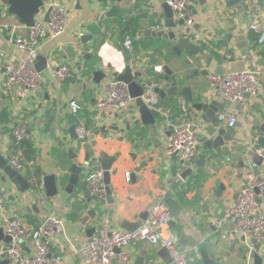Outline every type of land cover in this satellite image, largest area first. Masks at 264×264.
Masks as SVG:
<instances>
[{"label":"crops","instance_id":"crops-1","mask_svg":"<svg viewBox=\"0 0 264 264\" xmlns=\"http://www.w3.org/2000/svg\"><path fill=\"white\" fill-rule=\"evenodd\" d=\"M55 1L67 5V25L56 37L48 30L44 32L39 54L47 56L52 67L67 63L73 74L60 83L46 77L41 88L17 97L5 92L2 81L9 60L23 57L25 52L13 45L5 25H18V32H24L25 28L21 27L23 23L16 15L8 13V6L0 0V113L6 108L8 114L7 121L0 119V153L10 156L11 126L19 120L24 121L30 130L28 138L33 142L36 165L21 173L38 185L24 193L15 186L7 192V196L16 198V202H10V211L2 214L0 219H7L21 210L19 216L34 229L50 213L61 216L66 228L51 238V253L61 258L60 264H83L77 249L91 236L88 228L95 226L96 229L101 219L108 216L113 226L124 230L125 220L137 221L151 206L167 204L165 196L169 193L178 206L172 211L169 228L179 245L187 250L193 264H254L251 250L262 256L264 264V237L256 238L257 246L251 236L237 233L233 219L226 215L227 207L243 184L246 164L249 160L254 161L256 153L248 151L249 145L263 144L259 143V125L264 122V43L258 44L256 39L264 28V15L256 16L261 28L253 29L252 23L245 24L238 18V13L249 7H228L223 0H206L204 4L203 0H195L189 14L198 27L199 37L192 39L201 42L198 52L190 57L193 62L189 66L185 65L187 54H175L168 39L146 33L148 28L169 30L165 26L164 0ZM249 1L254 4L257 0ZM127 14L133 18L132 31L127 34L134 41L132 50L124 46L127 35L123 39L119 35V20ZM81 34L92 38L81 43ZM212 49L219 56L213 55ZM107 64H111V68H107ZM126 64L143 72L140 81L155 78L165 65L177 76H184L189 69L197 67L205 73L185 81V85L193 90V101L177 93L171 95L170 89L165 88V105L156 93L161 108L156 115L162 124L159 135L151 137L148 126L140 121L134 99L127 108L111 115L99 114L96 109L95 96L100 82L114 78L111 72L123 70ZM158 65L161 69L156 71ZM242 68L258 73L260 91L236 108L238 122L234 128L220 124L232 131L233 140L227 141L219 151L206 149L202 138L211 123L191 104L211 99L223 101L215 93L208 76ZM98 69L108 76L96 83L93 77ZM46 94H49L47 98ZM73 99L81 105L78 118L90 129L86 144L64 126V121L75 123L69 106ZM183 100L189 106L190 117L195 118V127H199L201 144L196 159L204 158L194 164L185 177L181 175L189 167H183L178 157L167 151L166 131L169 128L164 124V114L169 118L177 115ZM42 103L43 108L53 109L55 120L49 127L44 111L40 109ZM97 154L102 160L109 157L112 162L108 171L113 203L107 198L100 204L94 203L84 183L86 173L92 168L91 158ZM258 165L264 176V159ZM36 168L39 179L34 173ZM47 174H55L58 185L57 193L50 197L46 196L42 181ZM219 182L225 185L221 192ZM216 193L217 200L211 201L210 197ZM260 205L264 212V196ZM90 209L96 210L95 217L84 222ZM160 249V246L138 240L129 245L130 261L119 263L116 260L115 264H135L140 256H144V264H175L170 255ZM23 250L29 253V246L24 244Z\"/></svg>","mask_w":264,"mask_h":264},{"label":"built area","instance_id":"built-area-1","mask_svg":"<svg viewBox=\"0 0 264 264\" xmlns=\"http://www.w3.org/2000/svg\"><path fill=\"white\" fill-rule=\"evenodd\" d=\"M195 0H164L173 10L174 16L185 18V25L193 24L194 19L190 16L188 6ZM52 9L49 20L46 21L45 13L49 5ZM262 12V13H261ZM260 16L264 15L261 11ZM69 9L65 3L54 1L46 3L35 15L32 25H24V32H18V25L6 24L5 28L11 33L13 45L25 52L23 57L9 60L3 76L2 85L5 92L17 97H24L30 90L41 88L45 83L46 76L36 69L35 59L39 54L41 38L46 30L51 36L60 35L68 20ZM256 19L251 24L253 29L261 26ZM157 27L159 25L157 24ZM198 34L194 38H198ZM256 42L264 43V28L261 29ZM124 46L128 50L134 47L133 38L127 35ZM51 77L60 83L72 76L73 72L67 63H61L54 67L48 66ZM161 66H155L159 71ZM208 80L213 86L215 93L229 101V107L220 110L217 120L226 127L234 128L238 122L236 104L256 96L259 91L258 73L250 68L224 71L210 74ZM144 102L155 111H161L158 107L160 99L154 88L147 87L143 93ZM133 98L130 95L128 85L116 78H109L100 82L95 104L99 114L111 115L114 112L127 108ZM183 100L177 115L170 117L165 115V125H168L169 134L166 141L167 151L175 154L183 167H192L199 154L201 138L199 127H195V121L190 117L189 106ZM70 110L75 117L77 137L82 144L88 142L90 129L78 118L81 105L75 99L69 102ZM197 128V129H196ZM9 140L11 154L9 161L20 172L36 165L34 158H27V147L23 143L28 136L27 124L19 120L14 122L10 129ZM249 152L256 153L264 159V143L250 144ZM102 156L97 154L91 158L92 168L86 173L84 183L88 194L100 204L106 199L104 171L100 167ZM259 165L255 161H248L245 166L244 181L241 188L227 207L226 215L233 219L234 230L245 236L261 239L264 237V212L260 201L264 196V176L259 172ZM44 198L43 194H40ZM44 200V199H41ZM173 218V212L165 203H158L149 209L147 217L142 225L135 230L119 229L112 225L108 216L101 219L96 226L95 233L81 245L77 252L83 264H115L128 263L130 261L129 245L135 241H146L150 244L168 249L172 261L175 264H193L187 250L181 247L171 232L169 224ZM0 226H4L5 233L11 239L8 243H0V259L8 258L17 264H60L61 258L51 253L49 242L55 233L64 232L65 220L61 216L50 213L42 218L36 228L29 225L16 213L13 219H0ZM29 246V253H25L23 245Z\"/></svg>","mask_w":264,"mask_h":264},{"label":"water","instance_id":"water-1","mask_svg":"<svg viewBox=\"0 0 264 264\" xmlns=\"http://www.w3.org/2000/svg\"><path fill=\"white\" fill-rule=\"evenodd\" d=\"M55 0H1L2 3L8 6V13L14 14L18 17L21 23L29 26L34 23L35 15L40 11V8L43 7L46 3H53ZM108 1V0H105ZM120 1V0H117ZM225 5L228 7L239 6L241 9L244 7H249L248 10L240 11L238 13V18L240 21L245 24L253 23L256 19V16L261 9H264V0H257L254 4H252L249 0H223ZM206 0H203V4ZM162 8L165 13V26L169 28V30H154L152 28H148L146 33H151L155 36H163L168 39L172 44V50L175 54L181 55L182 52L187 54V58L185 60V65H191L193 60L190 58L195 55L199 50L200 39H196V42L192 39L194 35L198 31L197 25L193 22V24L189 26H185V18L177 19L174 16L173 10L170 5L166 2L162 4ZM52 9V5L50 4L45 13L46 21L49 20V14ZM189 10L194 9V5L191 4L188 6ZM92 36L88 34H81L80 41L81 43H85L88 39H91ZM49 60L48 57L42 54H38L35 59L36 69L41 71L46 77H51L49 71ZM107 68H111V64L106 65ZM205 73V71L201 70L199 67L189 69L184 76H177L171 68L167 65L164 66L163 70L153 79H147L140 81L142 78L143 72L139 70H135L131 64H126L124 69L121 71H113L111 72V76L120 80L128 85V89L131 97L135 100L136 108L138 109L140 115V121L147 125L149 128V135L151 137H157L159 135V129L161 121L159 117L156 115L155 109L150 108L143 100L142 95L146 91L147 87H153L154 91L160 95L162 98L161 103L167 104L165 101V97L167 96V92L165 88L170 89L169 93L174 95L182 96L184 99H188L189 101H193V90L191 87L185 85V81L187 79L192 78L195 75L200 73ZM108 74L101 69H98L94 72L93 80L96 83H99ZM161 81H164L161 84ZM49 94H46V98ZM249 94H246V100L249 101ZM264 101V98H263ZM192 107L197 111H202L201 117L205 120H208L211 123L206 129V134L203 136L204 147L206 149H215L219 151L221 146H223L227 141L233 140L232 131L226 130L222 127L220 122L217 120V112L219 110H223L229 107V101L224 99L223 101H218L216 99L208 100L207 102H192ZM44 103L40 104V109L44 111V117L47 118V127H49L55 119L53 116L52 108H43ZM241 104L237 103L236 108H240ZM264 118V114H263ZM195 120V118H193ZM138 121V120H137ZM59 122V121H57ZM64 126L69 128V131L73 136H76V123H69L68 121H64ZM259 143H264V122L259 125ZM28 133L30 130L28 129ZM166 134H169V130L166 131ZM9 157H5L0 153V216L2 214L8 213L10 210V202L15 203L16 198L13 196H7V192L11 191L15 186L21 193H24L30 190L37 183L34 181L28 180L19 170L15 169L9 161ZM254 161L257 164H261L263 158L255 154L253 157ZM204 160V158H199L195 160L194 164H199L200 161ZM109 157H104L100 167L104 170V182H105V191L106 198L109 203H113L114 199L111 196V188L109 186V168L112 162H109ZM241 166H243L244 162H240ZM192 171V167L187 168L183 173L182 177H185L187 173ZM55 174H47L43 177V187L45 188L46 196L50 197L57 193L58 185L56 182ZM220 192L225 189V185L219 182ZM219 194V192H218ZM218 194H214L210 197L211 201H215L218 198ZM166 203L168 207L172 211H176L178 206L175 204L173 200L169 197V193L165 196ZM18 200V199H17ZM148 211L143 212L140 215V219L134 222H130L128 220L124 221L122 227L126 230L132 229L135 230L142 225V221L147 217ZM18 215L22 214L21 210H18ZM96 210L90 209L87 215L84 218V222L89 217H95ZM13 219V216L7 218V221ZM87 232L89 234H93L95 232V226L88 228ZM11 237L9 234L5 233L4 226H0V241L4 243H8ZM252 241L259 246V242L255 237H252ZM162 252L169 251L167 248L162 247L160 249ZM170 255V254H169ZM251 256L254 259V264H262V256L256 251L251 250ZM171 257V256H170ZM172 259V258H171ZM0 264H17L16 261L10 260L8 258L0 259ZM135 264H144V256H140L137 258Z\"/></svg>","mask_w":264,"mask_h":264},{"label":"trees","instance_id":"trees-1","mask_svg":"<svg viewBox=\"0 0 264 264\" xmlns=\"http://www.w3.org/2000/svg\"><path fill=\"white\" fill-rule=\"evenodd\" d=\"M132 21H133V18L129 14H127L124 17L120 18V20H119V35H120L121 39H123L128 33H130L132 31ZM211 52H212L213 55L219 56V54L216 51H214L213 49L211 50ZM0 119L2 121H7L8 120V114H7L6 108H3L1 110ZM23 143L27 147V150H26L27 158H34L35 149H34V146H33V142L27 136L25 138V140L23 141ZM34 173L37 175V177L39 179L40 175H39V172H38L37 168L35 169ZM28 174H30V172H28Z\"/></svg>","mask_w":264,"mask_h":264}]
</instances>
